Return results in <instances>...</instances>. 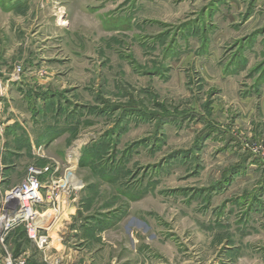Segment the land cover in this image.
<instances>
[{
	"label": "rangeland",
	"instance_id": "rangeland-1",
	"mask_svg": "<svg viewBox=\"0 0 264 264\" xmlns=\"http://www.w3.org/2000/svg\"><path fill=\"white\" fill-rule=\"evenodd\" d=\"M32 166L78 183L50 262L264 264V0H0V257L42 264Z\"/></svg>",
	"mask_w": 264,
	"mask_h": 264
},
{
	"label": "built area",
	"instance_id": "built-area-1",
	"mask_svg": "<svg viewBox=\"0 0 264 264\" xmlns=\"http://www.w3.org/2000/svg\"><path fill=\"white\" fill-rule=\"evenodd\" d=\"M43 171L39 168L32 166L29 170L28 176L10 193L5 199L4 216L1 219V229L13 230L15 228L22 227L25 229L26 234L32 244L41 251L44 256V263L42 264H60L61 259L56 258L55 262H50L49 258L53 254L54 249H57L51 237L53 222L48 225L38 224L35 222V217L43 215L47 212L40 213L39 209L45 205L50 207V217L58 218L63 212L60 207L58 196L62 193L51 192V187L58 182H53L47 190V193L43 195L44 185L41 183L38 177L42 176ZM71 187V186H70ZM72 189V187L70 188ZM69 189V191H70ZM68 191V192H69ZM64 192V194L68 193ZM28 193L27 200L23 198L21 194ZM25 197V196H24ZM57 220V219H56ZM51 224V225H50ZM6 236V235H4ZM0 241L4 243L5 239L0 238ZM57 251V250H56ZM0 264H36L34 263L27 252L20 254L10 253L6 251V254L0 257Z\"/></svg>",
	"mask_w": 264,
	"mask_h": 264
},
{
	"label": "bare ground",
	"instance_id": "bare-ground-1",
	"mask_svg": "<svg viewBox=\"0 0 264 264\" xmlns=\"http://www.w3.org/2000/svg\"><path fill=\"white\" fill-rule=\"evenodd\" d=\"M72 185V186H71ZM75 185H78V183L76 182V178L71 174L69 176H67V178H65L62 182H58L57 184L53 185L51 187V192L55 191V192H58V193H64V192H68L69 189ZM71 186V187H70ZM23 196V198L25 200H27L28 196L26 195H29L28 193H24V194H21ZM25 196V197H24ZM50 213H45L43 215H40V216H36L35 217V222H37L38 224H45V225H48L50 222H55L57 221L56 217H50L49 215Z\"/></svg>",
	"mask_w": 264,
	"mask_h": 264
},
{
	"label": "trees",
	"instance_id": "trees-1",
	"mask_svg": "<svg viewBox=\"0 0 264 264\" xmlns=\"http://www.w3.org/2000/svg\"><path fill=\"white\" fill-rule=\"evenodd\" d=\"M21 230H22V231H21ZM18 231H19V230H16L14 236L16 237V238H15V239H16L15 241H16V243H18L19 250H20V245H21L22 242H20V240H18V239H20V235L18 234ZM20 231H21V232H23V231L26 232L25 229L22 228V227H20Z\"/></svg>",
	"mask_w": 264,
	"mask_h": 264
},
{
	"label": "crops",
	"instance_id": "crops-1",
	"mask_svg": "<svg viewBox=\"0 0 264 264\" xmlns=\"http://www.w3.org/2000/svg\"><path fill=\"white\" fill-rule=\"evenodd\" d=\"M58 255L59 254H57V256L54 255V262H55L56 258L58 257ZM59 258L61 259L60 264H65V263H63V262H65L64 261L65 257L63 258L62 256L61 257L59 256Z\"/></svg>",
	"mask_w": 264,
	"mask_h": 264
}]
</instances>
